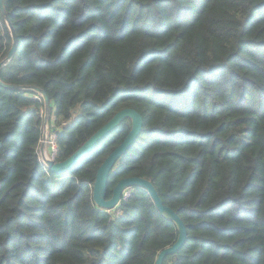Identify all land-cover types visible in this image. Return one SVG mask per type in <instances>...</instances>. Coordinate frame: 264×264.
<instances>
[{
  "label": "trees",
  "instance_id": "obj_1",
  "mask_svg": "<svg viewBox=\"0 0 264 264\" xmlns=\"http://www.w3.org/2000/svg\"><path fill=\"white\" fill-rule=\"evenodd\" d=\"M3 5L17 49L0 81L49 96L54 161L132 108L142 129L106 198L122 178L154 185L187 233L163 264H264V0ZM11 44L0 13V61ZM43 113L35 91L0 85V264H154L177 229L149 194L132 187L110 211L91 195L130 120L54 173L38 153Z\"/></svg>",
  "mask_w": 264,
  "mask_h": 264
},
{
  "label": "water",
  "instance_id": "obj_2",
  "mask_svg": "<svg viewBox=\"0 0 264 264\" xmlns=\"http://www.w3.org/2000/svg\"><path fill=\"white\" fill-rule=\"evenodd\" d=\"M0 13L5 19L12 37V44L9 52L7 56L2 61H0L1 68L14 56L17 49V38L7 17L3 0H0ZM0 85L6 89L33 90L41 97L44 106V113L38 153L40 160L46 169L54 173H63L70 170L85 154L90 152L104 137L110 134L120 122L128 118L131 122V127L128 134L125 136L122 142L105 157V159L97 168L95 179L92 185V200L97 207L110 211L116 208L120 203L124 189L129 187H140L144 189L149 194L160 214L165 219L171 221L177 229V238L175 242L158 252L154 264H163L166 256L175 254L182 248L187 237L185 225L175 211L163 204L156 188L149 180L135 176L122 178L113 187L110 197L106 198V184L110 171L112 170L118 158H120V156L130 148L141 132L143 120L137 111L132 108H123L119 110L103 126L97 129L85 142H83V144H81L70 156L60 162H56L47 156L46 150V142L48 138V109L50 106L49 96L42 89L33 86L26 88L19 85L6 84L1 81Z\"/></svg>",
  "mask_w": 264,
  "mask_h": 264
},
{
  "label": "built area",
  "instance_id": "obj_3",
  "mask_svg": "<svg viewBox=\"0 0 264 264\" xmlns=\"http://www.w3.org/2000/svg\"><path fill=\"white\" fill-rule=\"evenodd\" d=\"M49 141L47 140V142L49 143V147L51 149V153L48 154L47 156H49L50 158H52L54 160V156H55V152H56V146H55V135L51 134L50 136H48ZM132 191V187L126 188L123 190L122 192V198L121 200L126 199L127 197L130 196Z\"/></svg>",
  "mask_w": 264,
  "mask_h": 264
},
{
  "label": "rangeland",
  "instance_id": "obj_4",
  "mask_svg": "<svg viewBox=\"0 0 264 264\" xmlns=\"http://www.w3.org/2000/svg\"><path fill=\"white\" fill-rule=\"evenodd\" d=\"M47 134H48V133H47ZM48 136H49V134H48ZM47 140L49 141V139H47ZM48 146H50V145H49L48 142H46L47 155L51 153V149H50V147L48 148ZM112 212H113V211H112Z\"/></svg>",
  "mask_w": 264,
  "mask_h": 264
}]
</instances>
